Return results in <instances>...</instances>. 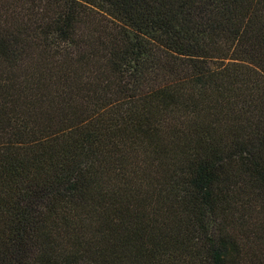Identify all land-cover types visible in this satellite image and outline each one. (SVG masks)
I'll return each mask as SVG.
<instances>
[{"label":"trees","instance_id":"16d2710c","mask_svg":"<svg viewBox=\"0 0 264 264\" xmlns=\"http://www.w3.org/2000/svg\"><path fill=\"white\" fill-rule=\"evenodd\" d=\"M0 264H264V0H0Z\"/></svg>","mask_w":264,"mask_h":264}]
</instances>
